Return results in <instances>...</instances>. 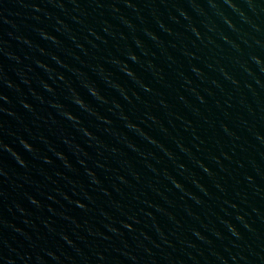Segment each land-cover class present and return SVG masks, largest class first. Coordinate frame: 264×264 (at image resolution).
Returning a JSON list of instances; mask_svg holds the SVG:
<instances>
[{
	"label": "water",
	"instance_id": "water-1",
	"mask_svg": "<svg viewBox=\"0 0 264 264\" xmlns=\"http://www.w3.org/2000/svg\"><path fill=\"white\" fill-rule=\"evenodd\" d=\"M0 264H264V0H0Z\"/></svg>",
	"mask_w": 264,
	"mask_h": 264
}]
</instances>
